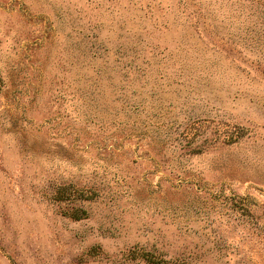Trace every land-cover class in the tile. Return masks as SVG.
<instances>
[{"label":"rangeland","instance_id":"1","mask_svg":"<svg viewBox=\"0 0 264 264\" xmlns=\"http://www.w3.org/2000/svg\"><path fill=\"white\" fill-rule=\"evenodd\" d=\"M0 264H264V0H0Z\"/></svg>","mask_w":264,"mask_h":264}]
</instances>
